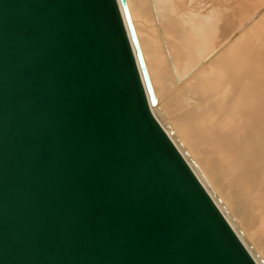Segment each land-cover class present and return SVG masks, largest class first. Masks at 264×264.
Masks as SVG:
<instances>
[{
  "label": "water",
  "instance_id": "1",
  "mask_svg": "<svg viewBox=\"0 0 264 264\" xmlns=\"http://www.w3.org/2000/svg\"><path fill=\"white\" fill-rule=\"evenodd\" d=\"M156 104L126 0H0V264H255Z\"/></svg>",
  "mask_w": 264,
  "mask_h": 264
},
{
  "label": "bare ground",
  "instance_id": "2",
  "mask_svg": "<svg viewBox=\"0 0 264 264\" xmlns=\"http://www.w3.org/2000/svg\"><path fill=\"white\" fill-rule=\"evenodd\" d=\"M126 1L153 118L264 264V5L240 17L239 0Z\"/></svg>",
  "mask_w": 264,
  "mask_h": 264
},
{
  "label": "rangeland",
  "instance_id": "3",
  "mask_svg": "<svg viewBox=\"0 0 264 264\" xmlns=\"http://www.w3.org/2000/svg\"><path fill=\"white\" fill-rule=\"evenodd\" d=\"M260 2V3H259ZM264 3H261L260 0H245V1H241L239 0V14L240 17L241 16H248L250 17L252 14H254V12L261 6H263ZM251 15H249V13H251Z\"/></svg>",
  "mask_w": 264,
  "mask_h": 264
}]
</instances>
